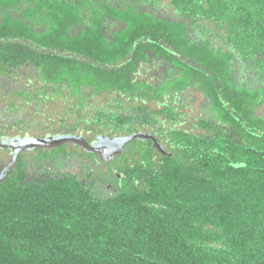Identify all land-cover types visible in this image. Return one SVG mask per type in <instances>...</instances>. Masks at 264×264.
Listing matches in <instances>:
<instances>
[{
	"label": "trees",
	"instance_id": "obj_1",
	"mask_svg": "<svg viewBox=\"0 0 264 264\" xmlns=\"http://www.w3.org/2000/svg\"><path fill=\"white\" fill-rule=\"evenodd\" d=\"M0 87L34 116L70 103L17 136L164 147H30L0 182V264H264V0H0Z\"/></svg>",
	"mask_w": 264,
	"mask_h": 264
},
{
	"label": "rangeland",
	"instance_id": "obj_2",
	"mask_svg": "<svg viewBox=\"0 0 264 264\" xmlns=\"http://www.w3.org/2000/svg\"><path fill=\"white\" fill-rule=\"evenodd\" d=\"M164 3H167V0H163ZM191 91V90H190ZM6 95V89H3L0 87V133L4 134L5 132L8 134V136H13V135H17V130L16 128H12L13 126V120L17 115H21L23 118L25 119H36L40 122H46L48 123L49 121H53V126L55 127L56 123H58V120L63 116V110L64 109H68V105H70L69 101H49L46 104L40 105V109H39V114L37 116L32 115V105L33 102H29L28 105H26L24 108H21L20 105L22 103H25V101H5L4 97ZM198 100L200 97L196 96ZM7 98L15 100L16 98H14L11 95H7ZM198 102L199 101H193L192 103V108L193 110L197 108L198 106ZM10 103H12L14 105V107H12L11 110H9L10 107ZM260 108H256L255 112L256 114L259 113ZM188 120L190 121V116H188L187 118V122ZM51 124V122H50ZM51 124V125H52ZM188 125V123H187ZM186 125V126H187ZM30 136L32 138H36L35 134L33 132L29 131ZM78 132L73 133V135L77 136ZM82 135L86 136L85 133H82ZM93 134H89L87 135V139L88 140H93L94 139ZM67 152H69L70 150L73 151H79L78 149H73L72 147H70L69 145H66L65 148ZM3 154L2 152H0V155ZM48 154V151L45 152H30L28 154H26L27 158H29L28 160L30 162H32V159L34 160L35 157H43L42 155ZM113 160V159H112ZM111 160V161H112ZM112 163V162H111ZM109 164V165H101L99 166L102 170H109L111 169L115 163L113 164ZM106 167V169H105ZM75 170V168H74ZM119 178V177H118ZM109 187L114 188L115 190H123L124 189V184L122 181L119 180H109L108 183H106L105 188L106 189H110ZM109 191V190H108Z\"/></svg>",
	"mask_w": 264,
	"mask_h": 264
},
{
	"label": "water",
	"instance_id": "obj_3",
	"mask_svg": "<svg viewBox=\"0 0 264 264\" xmlns=\"http://www.w3.org/2000/svg\"><path fill=\"white\" fill-rule=\"evenodd\" d=\"M134 139H140L143 141L150 140L152 143V147H154L157 151L164 153V147L156 141V138L151 134H145V133H136L127 137L115 138V139L106 138L105 136H96L95 139L90 144L81 135L56 136V137L35 138V139L4 138L0 140V148H9L13 151L14 146L16 144L23 142H28L31 148L34 147L54 148L64 143H72L74 145H78L82 147L87 152L98 154L104 162H109L116 155L122 153L124 145L126 143ZM14 159L16 161V157H14ZM9 170H10L9 168L6 170L4 177L3 179L0 180V182L6 179Z\"/></svg>",
	"mask_w": 264,
	"mask_h": 264
},
{
	"label": "flooded vegetation",
	"instance_id": "obj_4",
	"mask_svg": "<svg viewBox=\"0 0 264 264\" xmlns=\"http://www.w3.org/2000/svg\"><path fill=\"white\" fill-rule=\"evenodd\" d=\"M27 137H29V136L20 137V136H17V135H13L12 137L11 136H4V137H1V138L2 139H4V138H8V139H15V138H20L21 139L22 138L23 139V138H27ZM91 141H92V139L89 140L88 143H90ZM75 148H77V147L75 146ZM0 152L3 153V154L0 155V180H1V179H3V177L5 175V172H6V170L8 168L10 169L9 172L12 169L15 168V166L17 164V161H18V156L19 155H25L26 156V154H28L30 152H34V150L30 149V146H29L28 142H23V143L16 144L14 146L13 151L11 149H9V148H0ZM14 157H16V161H15ZM4 166H6V167H4ZM109 188H110V190H115L112 187H109Z\"/></svg>",
	"mask_w": 264,
	"mask_h": 264
}]
</instances>
